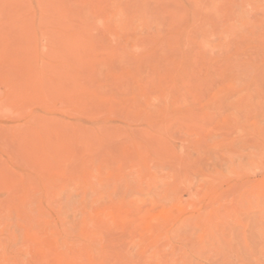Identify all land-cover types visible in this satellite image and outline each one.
I'll return each instance as SVG.
<instances>
[{
    "label": "rangeland",
    "instance_id": "374dc122",
    "mask_svg": "<svg viewBox=\"0 0 264 264\" xmlns=\"http://www.w3.org/2000/svg\"><path fill=\"white\" fill-rule=\"evenodd\" d=\"M0 264H264V0H0Z\"/></svg>",
    "mask_w": 264,
    "mask_h": 264
}]
</instances>
